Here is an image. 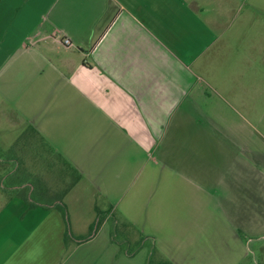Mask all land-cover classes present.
Segmentation results:
<instances>
[{
	"label": "crops",
	"instance_id": "1",
	"mask_svg": "<svg viewBox=\"0 0 264 264\" xmlns=\"http://www.w3.org/2000/svg\"><path fill=\"white\" fill-rule=\"evenodd\" d=\"M239 39L246 73H258L264 68V0H0V48L6 49L0 97L19 123L35 126L33 119L44 113L35 134L60 154L79 150L76 169L102 183L114 178L120 184L118 169L130 161L141 168L139 156L153 153L154 164L164 163L178 181L216 185L207 169L231 147L224 148L223 132L211 127L216 101L208 104L223 82L206 76L234 72L231 51ZM212 43L206 55L204 46ZM198 45L202 51L194 57ZM58 129L65 135L51 140ZM89 153L105 162L85 168ZM4 158L3 189L15 197L7 195L0 216L12 215L6 211L16 199L18 209L27 210L24 217L33 212L40 219L0 264H119V258L142 264L126 242L102 240L96 255L84 247L92 243L70 242L60 207L76 202L73 185L53 196L49 180L29 172L31 161ZM20 165L30 180H13Z\"/></svg>",
	"mask_w": 264,
	"mask_h": 264
},
{
	"label": "rangeland",
	"instance_id": "2",
	"mask_svg": "<svg viewBox=\"0 0 264 264\" xmlns=\"http://www.w3.org/2000/svg\"><path fill=\"white\" fill-rule=\"evenodd\" d=\"M200 47L194 57L202 51ZM204 48L209 55L213 43ZM4 50L3 45L0 61ZM231 52L229 66L233 64L234 72L230 76L224 72L206 76L210 83L223 82L220 95L212 97L208 104L216 101L218 109L210 105L218 110L211 127L223 132L222 146L231 147L229 152L222 149L220 160L212 162L216 168L205 167L210 168L207 172L215 174L216 185L202 187L178 181L179 177L164 163L154 164L153 153L139 156L144 161L141 168H135L136 163L129 160L128 166L124 164L123 169H118L122 172L120 184L114 178L102 183L100 178L76 169L74 158L81 155L79 150L75 149L71 155L69 149L66 150L69 154H60L35 134V126L38 121L42 125L44 113L40 120L38 116L33 119L35 126L27 120L19 123L9 112L11 107L3 96L0 97V158L11 156L18 161H31L29 172L45 176L50 182L46 190L53 192V196L62 197L73 185L70 192L75 194L76 202L69 208L60 207L66 238L70 242L77 238L92 243L84 247L94 255L98 254L96 247L102 245V240L112 238L128 243L136 253L134 262L142 264L148 253L149 264H264V68L260 67L258 73H246L244 43L240 39ZM230 81L235 88L232 85L230 89ZM65 132L64 129H58L56 134L52 131L50 139H59L58 135ZM95 155L89 153L83 164L85 168L103 161ZM12 165L15 167V162ZM25 170L20 165L13 180H30ZM4 176L0 172V208L8 196L15 197L13 192L3 189L7 185ZM17 202L13 199L6 211L12 215L0 216V243L4 244L0 262L7 255L4 253L40 219L33 212L24 217L27 210L20 211ZM117 262L124 264L121 258Z\"/></svg>",
	"mask_w": 264,
	"mask_h": 264
},
{
	"label": "built area",
	"instance_id": "3",
	"mask_svg": "<svg viewBox=\"0 0 264 264\" xmlns=\"http://www.w3.org/2000/svg\"><path fill=\"white\" fill-rule=\"evenodd\" d=\"M63 43H64V44H69L70 42H69V40H68L67 38H65V39L63 40Z\"/></svg>",
	"mask_w": 264,
	"mask_h": 264
}]
</instances>
